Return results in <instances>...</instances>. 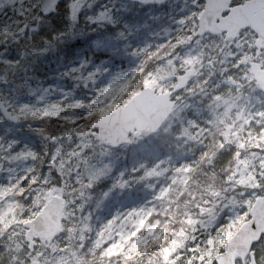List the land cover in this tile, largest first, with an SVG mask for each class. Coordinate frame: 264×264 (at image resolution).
Returning <instances> with one entry per match:
<instances>
[{"label": "trees", "instance_id": "obj_1", "mask_svg": "<svg viewBox=\"0 0 264 264\" xmlns=\"http://www.w3.org/2000/svg\"><path fill=\"white\" fill-rule=\"evenodd\" d=\"M89 1H93L92 5L81 4L74 20L71 15L68 16L67 0L58 4L56 13H45L41 7L42 0H34L33 3L25 1L20 11L4 12L0 9V53H8L4 54L6 59L16 63L13 72L8 70L6 64H0V74H6L5 78H0V97L17 121V124L11 125L0 117V176H6L4 169L7 167L16 169L20 166L13 161L15 157L18 160L21 154L31 151L29 148H37V163L43 164L44 169L48 170L46 173L49 175V183L45 187L51 184L62 187V196L67 201L79 194L77 208L70 210L71 216L70 213L67 215L73 220L69 225H64L61 235H71L74 256L82 257L81 260L79 257L75 260L78 261L76 264H155V261L162 259L161 253L165 252L166 242L162 238L166 233L171 230L175 236L182 237L179 233L182 229L178 226L179 218L173 217L171 213L183 205L187 190L196 185L194 175L197 174V183L205 182V185L210 186L214 184L213 188L216 190L223 187L219 186L223 178L221 170L225 169L231 153L220 151L217 152L218 158L213 163L204 162L221 145L222 142L218 143L222 140L220 130L226 129L224 126L227 124L239 122L238 116L229 113L224 121H220L219 113L216 120L210 102L215 95L211 91L210 98L205 97L204 102L201 101L202 97L194 98L185 93L181 95L182 102L179 100L172 117L156 134L132 138L130 144L116 149L100 147L94 143L93 146L99 150H94L96 156L93 161L98 159V163L104 164V160L108 167L107 175L92 189L89 185L93 180L84 177L81 170L72 166L80 154L89 157L82 147L90 146L91 141L88 135L86 140H89L85 141L84 130L78 127L80 123L73 121V117L79 109H86L91 104L97 95L96 88L114 67L115 60L111 58V54L115 47V37L125 28L122 24L128 22L131 15L120 6L118 1L122 0ZM166 13L173 14L167 23L169 28L160 30L161 35L156 32L157 37L140 41L141 45L145 46L148 42L149 45L143 59L138 63V67L142 68L140 71L145 75L160 76L159 87L162 89L172 85L173 72L184 66L181 60L187 57L191 48V43L190 47H187L180 42L178 33H182L180 29H184L181 22L176 24V31L172 29L173 25H170L175 20V11ZM37 19L40 20V26L37 31H33L31 28ZM167 46L168 50L165 49ZM44 49L45 52L41 53ZM158 49H162V52L149 56V51ZM104 63L108 67L107 71L100 68ZM205 73L212 75L209 69L205 70ZM206 74L201 83L207 78ZM50 84L56 88L53 94L46 88ZM143 87L139 86L133 93L128 94L126 99H130ZM216 96H219L218 93ZM255 97L262 101L264 108V97ZM255 97L253 96V100ZM227 100L232 102L233 99L229 97ZM36 103L48 110L42 115L39 112L28 114L24 106ZM251 104L250 102L249 109L253 111ZM242 107L245 109L243 105ZM50 109L54 111L52 114L49 113ZM191 122H197V127ZM59 146L61 149L58 151ZM52 154L55 155L53 164L50 163ZM61 161L70 164L64 178L58 170ZM157 164L162 167H157L160 171L167 168L168 172L163 174V180L151 190L153 179L150 168ZM36 167L35 164L34 170ZM25 170L26 167L20 168L16 175L21 184L25 183L33 172L25 173ZM41 174H45L43 170ZM6 183L13 185L4 179L0 181V185ZM109 189L116 196L119 193L123 195L121 204L129 206L128 199L124 200L128 195L138 196L140 201L148 204L142 225L133 223L134 227H131L130 223H127L124 231L128 235L126 240H123V234L117 230L114 237H106L110 233L104 228L97 230L98 221L106 213L96 220L85 219V210H82V207L88 208L87 199L96 201ZM203 191L200 192L202 197L196 200L197 205L205 204L206 200L214 204L225 202L226 197L219 194L221 190L214 191L207 187ZM29 195L27 198L23 195L18 197L17 207L33 205V202H30L32 195ZM66 209L68 213V207ZM37 210L38 208H33L34 213ZM29 212L27 218L31 215ZM122 218L126 219L125 215ZM88 222L90 230L84 229ZM11 225L9 222L0 224V264H17L13 263L15 242H21L23 245L25 242L20 225L13 226V230ZM232 225L234 228L237 224ZM176 242L179 244L180 239L170 241L174 246ZM261 244L262 242L255 247L257 262V251ZM88 258L94 261H89ZM187 263L188 258H182L178 262ZM193 263L202 264L198 261Z\"/></svg>", "mask_w": 264, "mask_h": 264}, {"label": "rangeland", "instance_id": "obj_2", "mask_svg": "<svg viewBox=\"0 0 264 264\" xmlns=\"http://www.w3.org/2000/svg\"><path fill=\"white\" fill-rule=\"evenodd\" d=\"M25 1H28L29 3L34 2V0H0V9L4 12L20 11ZM73 2L74 0H67L69 6L68 16L71 15ZM118 2L124 10L130 13L131 18L128 22L122 24L125 28H122L121 33L115 37V47L111 54V58L115 60L114 67L112 70L108 71L109 74L107 78L96 88L97 95L92 100L91 104H89L86 109H79L73 117V121L80 123L78 124V127L84 130L85 141L89 140H86L87 135L89 138L91 137V141L89 142L90 146L82 147L84 151L89 154V157L87 158L80 154L78 160L72 163V166L76 167L77 170H81L84 177L93 180L89 185L92 189L100 179L103 180L107 175L108 167L104 160V164L98 163V159L93 161V158L95 159L94 156H96L94 150L99 149H96L93 146L96 142L92 140V125L104 114L123 106L129 100V97L126 99L127 95L133 93L139 86H148L158 93L165 92L169 89L167 86L164 89L159 87L160 76L145 75L142 73L140 71L142 68L138 67V63L143 59V56L146 53V48L149 45V42L145 46L141 45L140 41L143 42L150 40L157 34L156 32H159L161 29L169 28L167 23L173 14H168L166 11L169 10L171 12L173 10L172 4L167 10H161L156 7L147 8L138 5H129L123 1ZM191 2L190 5L185 7L189 8V12H194L196 6L194 5L195 1L191 0ZM92 3L93 1L87 0L83 5L90 6ZM43 5L44 3L42 0V9L44 8ZM197 5L198 8L201 6L200 4ZM46 12L47 11H45V13ZM52 12L56 13L55 10ZM196 14L197 13H194L195 19L189 18L187 22L189 24L186 25L185 23V28L180 29L182 33H178L180 34V42L184 43L187 47H190L189 44L191 43V48L189 49V52H187V57L181 60V63H183L184 66H180L173 72L172 85H175L178 77L181 76L187 68L191 67L193 63L199 64V70L196 69L195 76L190 80L191 84H189V86L187 84L185 88L180 90L176 99H180L182 102L181 95H185V93L192 95L194 98H210L200 86L203 76L206 74L203 69H213L211 72L214 73L205 80L206 82L209 80L208 87L212 90L214 85L217 84L214 82L219 78L218 72H225L227 67L229 69L231 60L237 62L238 60L234 61V59L239 57L240 59H245L246 64L244 65L243 63V70L238 71V76L231 75L227 82L231 85L233 84V87H236L237 93L238 90L241 89L240 86L242 82H244L246 87V91L244 92L245 95L228 94L223 98L214 96L213 99L210 100L211 108L216 120L220 112H228L239 105L246 106L248 104L247 99H250V102L254 104V110L250 112L249 109H247L242 117L239 116L237 118V121L239 120V122L230 126L225 125L224 128L226 129L220 130L222 140H219L218 143H222L217 148L216 152L214 151L211 153L209 159L204 162L205 164L213 163L218 158L216 155L217 152L225 151L224 153H231V156L227 158L225 169L221 170L223 178L219 186L223 187L217 189L218 191L221 190L219 194L226 197L225 202L214 204L206 200L205 204L197 205L196 200L199 197H202L200 193L201 191L207 187L214 191L217 190L213 188L214 184L210 186L205 185V182L197 183V174L194 175L196 185H192V187L187 190L183 205L171 213L173 217L179 218L178 226L179 228L182 227L179 233L182 237L175 236L171 230L170 232H167L162 238L166 242L165 252L161 253L162 259L155 261V264H178L182 258L189 259V263L187 264H194V261L202 262V264H213L215 255L222 251L228 238L238 228L239 222L243 219H247L254 200L264 194V108H262L260 99L255 97L253 100L254 95L264 97V87L255 84L250 69L251 63L255 61L258 64H261V67L264 69V51L259 54L256 53V50L254 49L255 37L251 33H247L248 35H244V37L234 40L235 42L227 43L223 41L222 36H198L195 33L197 28ZM174 15L175 20L170 24L173 25L172 29L178 22L183 20L182 17L178 18L176 16H181L180 11H175ZM192 16L193 14L190 15V17ZM39 26L40 20L37 19L31 29L37 31ZM21 29H23V27H21ZM168 48L169 47L167 46L165 49L168 50ZM44 52L45 49L41 53ZM160 52H162V49H158L154 52L149 51L148 54L149 56H152L153 53L157 55ZM4 54L8 53H0V64L3 66L6 64L9 67L8 70L13 72L16 68V63L8 61ZM240 65H242V63ZM100 68L103 71H107L108 69L105 63L102 64ZM97 70L98 68H96V71ZM214 75H216V77L213 80ZM5 76V73L2 75L0 74V78L2 77V79L5 78ZM84 84L87 85L86 82H84ZM172 85L170 87H172ZM84 87L86 86L84 85ZM46 88L50 89L51 94L56 91L53 84H50ZM231 89L232 88L229 87L228 91H232ZM250 94L251 97H249ZM229 97H232V102L227 100ZM233 102L235 103L234 105ZM19 108L21 109L22 106ZM24 108L27 110L28 114L39 112L42 115L48 110L45 106H40L38 103L34 105H25ZM208 109H210V106H208ZM238 109L242 112L245 110L242 106ZM52 112H54L53 109H50L49 113L52 114ZM232 113L238 114V112ZM191 124H194V126L197 127V122H191ZM89 126H91L90 131H88ZM221 128L223 127L221 126ZM57 149L59 151L61 147L59 146ZM34 152L35 154H38L37 150ZM27 154L30 155L29 158L27 157ZM54 156L55 155L52 154L50 159L51 164L54 163ZM34 157V155L29 153H24V155L21 154L18 160L15 157L13 161L20 166L16 169L9 166L7 169H4L6 176H0V181L4 179L6 182L13 184L8 185L6 183V185H0V224L9 222V224H12L11 229L13 226L19 224L20 228L23 230V236L26 242H24V245L21 242H15L16 250L13 256V263L32 264L36 262L39 264H76L78 261L75 260H77L79 256H74L72 247L73 239L70 234L66 236L63 235L62 237L59 236L50 244L41 240L34 241L32 252L28 249V241L25 237L26 229L22 226L23 221H28L34 218L40 212L43 204L50 196L56 195L63 197L62 187L52 184L51 186L45 187V185L49 183V181H47L49 175L46 173L48 170L44 169L43 164H38L37 158ZM61 162L58 170L64 178V174L70 169V164L64 161ZM35 164L37 167L34 170L33 166ZM198 164L199 162L197 163V166ZM157 165L150 168L151 178L155 180V183L152 184L151 188H154V185L157 183L159 184L162 181L163 174L168 172V170H166L167 168L160 171L158 168H160L161 165ZM167 166L168 164L166 167ZM23 167H27L26 172H33H31L30 177L25 183L21 184L18 182L19 178H17L16 175L20 168L23 169ZM42 170L45 174H41ZM60 181H62V179ZM176 181H178L177 178ZM3 190L4 193L1 194V191ZM29 194L32 195V200L30 202H33V205L28 204L23 207H17L18 197L23 195L27 198L30 196ZM78 197L79 194H76L75 197H71L69 201L63 197L67 202L66 206L69 209L67 213V209L65 208V211L62 214L61 220L63 226L69 225V223L72 222L73 218L70 217L72 211L70 210L77 208L76 206L79 204V202H77ZM193 198L195 199L193 200ZM122 201L123 195L119 193L116 196L110 189L106 190V192L96 201L87 199L86 204L88 208L82 207V210H85V219L89 221L94 218V220H96L104 213H108L104 221L101 219L98 221L99 227H97V230L104 228L106 232L112 234V236L115 235V231L117 230L123 234V240H126L128 235L124 231H126L127 223H130V226H134V221L136 224H139L141 221L145 220L148 208L143 206L142 202H139L135 210L132 209L131 212L125 213L128 208L133 206L136 200H132L133 204L130 206H123L121 204ZM192 204H195L196 206L194 205L191 207ZM34 207L38 208L35 213L33 211ZM28 212L32 216L30 215V217L27 218ZM69 213L70 216L68 217L67 215ZM125 214L126 219L131 222L122 218ZM226 221H228L227 225L231 226L227 229L224 228L226 226ZM233 223L237 224L234 228L232 225ZM84 229H91L89 222L88 224H85ZM105 238H102V240ZM176 238L180 239V243L178 244L176 242V245L174 246L170 241H173ZM261 242V248L257 251L258 262L259 264H264V237ZM79 258L80 260L82 259V257ZM88 260L94 261L91 258H88Z\"/></svg>", "mask_w": 264, "mask_h": 264}, {"label": "water", "instance_id": "obj_3", "mask_svg": "<svg viewBox=\"0 0 264 264\" xmlns=\"http://www.w3.org/2000/svg\"><path fill=\"white\" fill-rule=\"evenodd\" d=\"M62 0H44V8L53 10ZM84 0H76L72 7L75 16L77 7ZM130 2L145 5H162L167 0H127ZM229 0H206V6L199 19L198 35L205 33L219 34L220 30H228L226 40L235 38L242 28L250 27L258 34L256 47L264 49V0H253L247 2L244 7L231 11L229 16L220 19L219 6L227 5ZM261 4H260V3ZM255 14L261 16L262 24ZM216 15V16H214ZM222 22L215 26L213 20ZM252 71L259 85L264 86V71L256 64L252 65ZM194 74L191 68L184 75L178 77L172 91L156 94L151 88L146 87L134 95L124 106L118 107L112 112L104 114L93 125L96 132L93 138L102 146L117 148L120 145L128 144L130 137H140L144 134L157 132L168 117L172 114L175 103L172 96L186 87L189 78ZM0 112L10 122L14 118L8 113L0 100ZM64 200L58 196H51L45 203L40 213L32 220L23 223L27 229L26 239L30 251L34 240H43L51 243L61 233V214L64 210ZM251 218L244 222L231 238L225 243L223 252L215 257L216 264H246L249 257V264H256L252 247L259 242L264 234V196L258 198L250 210ZM38 264V263H32Z\"/></svg>", "mask_w": 264, "mask_h": 264}, {"label": "flooded vegetation", "instance_id": "obj_4", "mask_svg": "<svg viewBox=\"0 0 264 264\" xmlns=\"http://www.w3.org/2000/svg\"><path fill=\"white\" fill-rule=\"evenodd\" d=\"M188 1L189 0H187V2ZM194 1H195L194 5H196L195 9H194V13H197L196 16H197V20H198V18L200 17V15L203 13V11L205 9L206 0H194ZM250 1H253V0H229L228 4L226 6L225 5L219 6V8H218L219 12L216 11V14L219 13L220 19L223 20L224 18H226L231 13L232 10H234L236 8L244 7L247 4V2H250ZM197 4H200L201 6L198 8ZM261 11L264 12V7H262ZM214 16H216V15H214ZM254 17L259 18L258 22L260 24H262L261 16H259L258 14H255ZM221 22H222L221 20L217 19V20H213L211 22V24L217 26ZM220 33L225 35L226 31H224V32L220 31ZM247 33H251L255 37V39H257V35L253 31H251L250 29H245V30L240 31L239 35L237 36L236 39L244 37V35H248ZM232 42H235V41H232ZM241 63H242V65H240ZM243 63H244V65L246 64L245 59H240L237 62H233L231 60L230 65H229L230 66L229 67L230 74L238 76L239 75L238 71L243 70V66H244Z\"/></svg>", "mask_w": 264, "mask_h": 264}]
</instances>
